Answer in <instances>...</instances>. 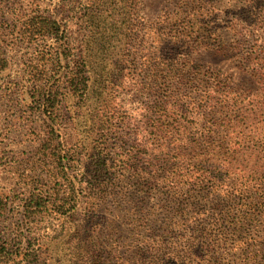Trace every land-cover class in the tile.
<instances>
[{
    "label": "rangeland",
    "instance_id": "rangeland-1",
    "mask_svg": "<svg viewBox=\"0 0 264 264\" xmlns=\"http://www.w3.org/2000/svg\"><path fill=\"white\" fill-rule=\"evenodd\" d=\"M83 56L86 91L50 118L38 88L81 87ZM0 58V242L21 240L0 264H75L81 236L82 264H148L159 242L264 264V0H0ZM71 175L75 210L25 217L28 187Z\"/></svg>",
    "mask_w": 264,
    "mask_h": 264
},
{
    "label": "trees",
    "instance_id": "trees-1",
    "mask_svg": "<svg viewBox=\"0 0 264 264\" xmlns=\"http://www.w3.org/2000/svg\"><path fill=\"white\" fill-rule=\"evenodd\" d=\"M251 6L252 8H261L257 5H255V2H251ZM39 17V21L41 22V26H36L34 28V31L36 33H39L41 35H47V36H55L56 38L62 39L63 38V30L61 29V27L58 25V20L54 19V18H50L48 16H35L33 17L36 18ZM86 44H90L88 41L86 42ZM3 59L0 58V63L3 62V66L4 64ZM82 62H80L78 64V73L79 75L82 74L83 80L79 79V83L80 82H84V84H82V86H78L77 84V79L75 77L76 71H73V76L68 80L70 82L69 84V91L70 92H64L63 88L61 89V82H54L53 85H55L56 87L54 88V86H50V87H44V86H40V88H38V92L40 93V98H42V96H44V101L42 102V100H40V104H43L44 106L41 107V109L43 110V112L45 113V115H49L50 118H54L52 115V111H55L57 109V98L60 94H65L67 95L68 93L72 92V95L76 96V93H78V91H82V93H84L86 91V87L88 86V84H85V73H82L84 71V68L81 67L80 65L83 64V62L85 61L84 56L81 60ZM1 65V64H0ZM4 68H0V70H2ZM85 72V71H84ZM76 80V81H75ZM220 83V81H219ZM84 85V86H83ZM216 85H220V87H222V84H216ZM224 86H227V84H224ZM80 89V90H79ZM77 90V91H76ZM223 91L225 92V98L221 100V102L224 105H229V95H227L226 89H223ZM35 94V93H34ZM79 94V93H78ZM58 165V164H57ZM65 166H63L62 168H64ZM59 173V172H58ZM94 174H98V173H94ZM93 174V175H94ZM65 175V172H64ZM75 177V176H74ZM74 177L73 175H71V180L69 185H67L64 183H61L62 186L59 188H56L55 185H48V186H43L41 183V186L38 187H28L27 191L25 192L24 198H22V203H23V207H24V212L26 214L25 217H28L27 214H31L34 212H38V211H44V210H48L49 207L51 208H55L57 211H59L61 214L68 212V211H73L77 208V203L79 201L78 194L82 192V189L80 188V186H78L77 182L74 181ZM69 186V187H68ZM56 189H59L58 192L56 191ZM56 192L58 194L53 195V192ZM61 191V196H59V193ZM2 195V193H1ZM1 197L0 198V217L2 216L1 214H4V211L6 210L7 206L9 205V203L7 204V201L5 202L4 199ZM76 199V202L74 201ZM24 220V219H23ZM2 237V236H0ZM2 239V238H1ZM17 239V240H16ZM20 238H15L13 241L9 242L8 238L7 240H1L0 242V251H6L7 253H9V257L11 259H15L16 256L20 253L19 249H20V245L15 249L14 246L20 244L19 243ZM88 241H90V243H92L91 241V236L87 237V236H81V240L78 242L80 245H82L84 247V254H82L83 256H79L74 254L73 252H70L69 255L71 256V259L75 262V264H82V261L84 260V256L86 255L85 253L87 252V249H85V244ZM21 242V240H20ZM162 243H158L156 245H154L152 247V249H149L148 251H150L151 254L148 255L149 258L153 259H149L150 261L148 262V264H187L185 260V257L181 258L179 257H175V255L177 253H182V250H178L176 251V253L173 256H168V257H163V259H158L157 256L154 253H159V252H163L164 251V246L159 245ZM9 248V249H8ZM43 253H46V250H43ZM89 252V251H88ZM253 254V252H252ZM255 255V254H253ZM42 256V255H41ZM53 257L52 253H49L48 256H46V259H51ZM264 260V259H263ZM138 264H144V263H138Z\"/></svg>",
    "mask_w": 264,
    "mask_h": 264
}]
</instances>
